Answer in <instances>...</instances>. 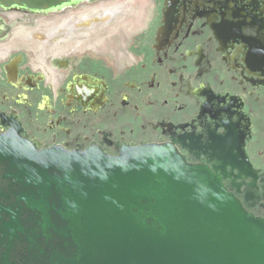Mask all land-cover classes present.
Returning a JSON list of instances; mask_svg holds the SVG:
<instances>
[{
	"label": "flooded vegetation",
	"instance_id": "obj_1",
	"mask_svg": "<svg viewBox=\"0 0 264 264\" xmlns=\"http://www.w3.org/2000/svg\"><path fill=\"white\" fill-rule=\"evenodd\" d=\"M10 129L38 148L114 156L170 143L264 219V0L0 5Z\"/></svg>",
	"mask_w": 264,
	"mask_h": 264
},
{
	"label": "water",
	"instance_id": "obj_2",
	"mask_svg": "<svg viewBox=\"0 0 264 264\" xmlns=\"http://www.w3.org/2000/svg\"><path fill=\"white\" fill-rule=\"evenodd\" d=\"M0 264H264V219L170 143L114 156L38 148L10 129L0 133Z\"/></svg>",
	"mask_w": 264,
	"mask_h": 264
},
{
	"label": "bare ground",
	"instance_id": "obj_3",
	"mask_svg": "<svg viewBox=\"0 0 264 264\" xmlns=\"http://www.w3.org/2000/svg\"><path fill=\"white\" fill-rule=\"evenodd\" d=\"M105 6V5H104ZM103 9V8H102ZM119 10V9H118ZM113 12V11H112ZM116 12V11H115ZM88 18V17H87ZM90 18V17H89ZM85 20V19H84ZM66 21V20H65ZM89 21V20H88ZM80 22V21H79ZM106 22V21H105ZM63 24V23H62ZM92 24V23H91ZM71 26V25H70ZM56 28V27H55ZM90 28V27H89ZM73 29V28H72ZM90 30V29H89Z\"/></svg>",
	"mask_w": 264,
	"mask_h": 264
}]
</instances>
